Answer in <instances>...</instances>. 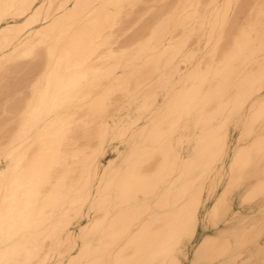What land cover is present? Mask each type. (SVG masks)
Wrapping results in <instances>:
<instances>
[{
    "label": "bare ground",
    "instance_id": "obj_1",
    "mask_svg": "<svg viewBox=\"0 0 264 264\" xmlns=\"http://www.w3.org/2000/svg\"><path fill=\"white\" fill-rule=\"evenodd\" d=\"M0 264H264V0H0Z\"/></svg>",
    "mask_w": 264,
    "mask_h": 264
},
{
    "label": "rangeland",
    "instance_id": "obj_2",
    "mask_svg": "<svg viewBox=\"0 0 264 264\" xmlns=\"http://www.w3.org/2000/svg\"><path fill=\"white\" fill-rule=\"evenodd\" d=\"M110 153V152H109Z\"/></svg>",
    "mask_w": 264,
    "mask_h": 264
}]
</instances>
